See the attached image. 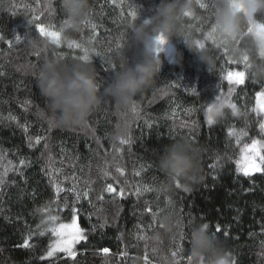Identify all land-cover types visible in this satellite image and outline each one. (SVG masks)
Instances as JSON below:
<instances>
[{
    "label": "trees",
    "instance_id": "16d2710c",
    "mask_svg": "<svg viewBox=\"0 0 264 264\" xmlns=\"http://www.w3.org/2000/svg\"><path fill=\"white\" fill-rule=\"evenodd\" d=\"M162 2L89 0L86 15L67 28L62 0H0V264H199L201 257L205 264H264V171L246 176L238 170L245 145L264 142L259 128L264 114L252 111L256 93L264 90V57L242 13L230 39L219 34L209 38L218 0H192L184 11L192 16L184 15L181 34L167 44L172 54H160L154 84L127 108L117 111L115 101L103 97L82 125L54 128L47 122L50 113L38 88L45 59L80 61L83 52L67 46L75 41L89 49L103 84L137 56L134 29L145 19L154 20ZM253 18L264 23V12ZM36 25L49 31L63 27L60 45L39 36ZM28 28L30 36L24 39ZM16 34L22 36L19 42ZM195 41L204 43V50ZM229 71H244L246 83L229 85ZM217 96L225 105L235 104L239 114L233 116L226 106L224 118H214L210 125L207 107L217 103ZM117 125L125 129L122 138L128 143L113 139ZM230 129L237 135H230ZM241 130L247 135H239ZM182 137L203 148V178L191 185L182 179L170 182L157 167L164 147ZM108 184L114 192L106 191ZM73 207L79 209L87 235L74 248L75 260L57 253L42 261L41 254L55 239L50 235L34 238L31 248L21 246L42 216L67 223ZM204 224L220 239L221 249L193 257L192 239ZM190 228L188 245L181 235L187 237Z\"/></svg>",
    "mask_w": 264,
    "mask_h": 264
},
{
    "label": "clouds",
    "instance_id": "9594fccd",
    "mask_svg": "<svg viewBox=\"0 0 264 264\" xmlns=\"http://www.w3.org/2000/svg\"><path fill=\"white\" fill-rule=\"evenodd\" d=\"M191 6L192 0H183L182 3L180 0H163L158 16L154 20H143L134 29V38L140 46L137 56L127 59L123 67L103 84L98 80L91 63H67L59 57L45 59L39 70L38 88L50 113L47 116L49 125L54 128L82 125L86 117L100 105L103 97L112 98L117 111L127 108L136 95L154 84L160 73L162 61L156 50H163L166 45L156 37L162 35L168 44L173 37L180 35L184 11ZM62 7L68 17L66 27L74 28L86 15L89 0H62ZM238 7L252 14L264 12V0H218L215 23L225 38L230 39L234 25L241 20ZM179 59H182V54ZM214 116L224 118L225 113L220 109ZM124 134L125 129L117 125L113 139L119 140ZM202 152L201 146L190 138L182 137L164 147L157 167L170 182L182 179L191 185L203 178ZM168 187L171 188V183ZM220 249V239L214 233H209L205 228L196 231L191 244L193 257L217 253ZM212 264H218V261Z\"/></svg>",
    "mask_w": 264,
    "mask_h": 264
},
{
    "label": "snow or ice",
    "instance_id": "6c2138e0",
    "mask_svg": "<svg viewBox=\"0 0 264 264\" xmlns=\"http://www.w3.org/2000/svg\"><path fill=\"white\" fill-rule=\"evenodd\" d=\"M199 2V0H198ZM201 8L206 7L205 4L201 3L200 4ZM237 10L242 13L244 16L247 17L248 24L250 27H248L247 31L248 33H254L258 37V32H264V23H259L257 24L256 21L253 19V14L251 16L248 15V13L242 8L238 7ZM130 15L135 18L136 13L132 12ZM185 17H191L192 13L190 12H185L184 13ZM28 26L32 24V21L27 22ZM68 24V21H64V27H66ZM36 30L39 33V36L45 37V38H50L51 42L57 46L60 45L61 43V32L63 31V27L61 28L60 31H47L44 26L42 25H36ZM216 34H219L221 36V32L219 29V25L214 23L212 26L211 32L208 34L209 38H213ZM30 36V28H28V32L23 35L24 39H28ZM259 38V37H258ZM2 39V37H0ZM14 39L19 42L22 39V36L19 34H16L14 36ZM156 39L160 41L161 43L167 45V41L164 39V37L157 36ZM213 42L216 43V40L213 39ZM9 46L12 44V40H9L7 42ZM195 45L200 48L201 50H204L205 44L200 42V41H195ZM68 48L72 49H80L83 52V55L77 57L78 60L86 63H90V56H89V49L86 47H83L81 44L76 43L75 41L69 42L68 43ZM219 47V44H217ZM165 51V48L163 50L157 49L156 54L160 56L162 52ZM225 51H227V48H225ZM261 57H264V54L260 55ZM248 56L245 55L243 56V61L247 62L248 61ZM235 62V61H233ZM245 67H250L247 63L245 64ZM211 69H209L210 71ZM231 74V75H230ZM235 77V78H233ZM229 85H244L246 83V74L244 71H236L232 72L229 71L227 73V76L225 77ZM193 92H196L197 89L195 87L192 88ZM229 91H232V88H229ZM256 98H257V107L253 108L252 111L257 112L258 115L264 114V90L258 91L256 93ZM217 103H212L207 107V121L208 124H213L215 122L214 114L219 111L220 109L225 108L226 106L231 108L232 110V115L236 116L239 114L238 109L235 104H228L225 105V103L220 102V97H216ZM244 115H247L246 113ZM259 128L262 132H264V120H261L259 123ZM230 135H237L233 129L229 130ZM239 135H247V132L241 130ZM239 138V136H238ZM120 142L122 144H126L129 141L127 139L121 138ZM40 143V138L36 139V144ZM47 147V145H45ZM261 150H264V142L260 140H252L250 145H245V152H247V155L243 156L244 160V165L240 166L238 165V170H242L244 175H249L254 172L258 171H264V154L261 153ZM258 158V162H257ZM25 163L24 160L20 161V164L23 165ZM210 167H215V164L210 165ZM107 175V173H105ZM139 175V173H137ZM217 177L213 176V179H216ZM179 182H177V187H179ZM145 191H151L152 189L150 188H145ZM106 191L109 193H112L115 191L113 186L111 184L107 185ZM140 190L137 189V192ZM187 191V189H185ZM121 196H123V189L120 190L119 193ZM85 197L88 196V193L85 192L83 194ZM77 199H79V195L77 196ZM37 211H44V209H38ZM79 209L76 207H73L71 209V221L70 222H61L57 223L59 220V217L57 216H48L46 219L42 216L39 223L36 224L35 230L31 231L28 235V238L23 241V244L21 245L24 248H31L33 247V244L30 243L34 238L37 237H44L46 235H50L54 237L55 239L49 243L43 254H41L40 259L42 261L44 260H49L50 258H53L57 255V253H62L66 254L67 258L71 260H75L77 253L74 251V248L77 244L86 241L87 240V235H86V229L82 227L79 223L80 221V216L78 215ZM160 213V209L153 213L154 218L158 216ZM103 227V225H101ZM209 225L204 224L203 228L208 229ZM216 232L219 233L221 232L220 226H216ZM227 235V233H225ZM191 238H192V228L189 229V232L187 234V237L182 233L181 235V240L185 241L186 244L190 245L191 244ZM102 252L104 253H109L110 249L109 248H103L101 249ZM179 252H183L184 249L180 248L178 249ZM175 256H177V252H173ZM124 255V254H122ZM199 264H205V258L201 257Z\"/></svg>",
    "mask_w": 264,
    "mask_h": 264
},
{
    "label": "rangeland",
    "instance_id": "374dc122",
    "mask_svg": "<svg viewBox=\"0 0 264 264\" xmlns=\"http://www.w3.org/2000/svg\"><path fill=\"white\" fill-rule=\"evenodd\" d=\"M247 12V11H246ZM249 16L252 15V13L247 12ZM247 18V17H246ZM254 19V18H253ZM257 23V22H256ZM259 24V23H257ZM250 27V25H249ZM49 31V30H47ZM258 42L259 45V49H260V53L264 54V32H258V37L254 34V33H250ZM168 56H170L172 54V48L169 45L165 46V51H164ZM262 153V152H261ZM248 153L245 152V149L243 150L239 160H238V165L243 166L244 165V160H243V156L247 155ZM257 162H258V158H257ZM241 172H243L242 170H240ZM218 264H228L225 260L220 261Z\"/></svg>",
    "mask_w": 264,
    "mask_h": 264
}]
</instances>
